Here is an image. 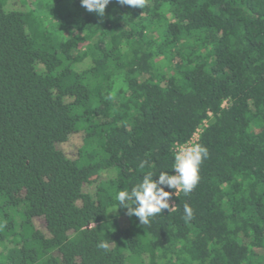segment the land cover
<instances>
[{"label": "trees", "instance_id": "obj_1", "mask_svg": "<svg viewBox=\"0 0 264 264\" xmlns=\"http://www.w3.org/2000/svg\"><path fill=\"white\" fill-rule=\"evenodd\" d=\"M8 1L0 264H264V0ZM199 129L189 194L146 225L117 208ZM75 135L72 158L57 145Z\"/></svg>", "mask_w": 264, "mask_h": 264}, {"label": "clouds", "instance_id": "obj_2", "mask_svg": "<svg viewBox=\"0 0 264 264\" xmlns=\"http://www.w3.org/2000/svg\"><path fill=\"white\" fill-rule=\"evenodd\" d=\"M111 0H80L81 6L88 12H95L99 17H103L106 6ZM121 5H129L142 9L146 0H116ZM208 150L201 144H191L178 149L174 156L172 169L174 173L169 175L165 171L159 173L158 179L153 180L152 172L146 173L142 180L131 188V190H119L115 199L118 207L127 208L129 216H136L141 224H148L151 217L160 214L162 210H170L169 198L176 195L177 191L189 194L198 184L200 176L199 170L203 160L207 159ZM140 167H145V162L140 163ZM175 189L174 193L165 191ZM128 201L133 202V206H126ZM185 218H192V209L185 205ZM2 226V225H0ZM100 247L107 248L106 244Z\"/></svg>", "mask_w": 264, "mask_h": 264}, {"label": "rangeland", "instance_id": "obj_3", "mask_svg": "<svg viewBox=\"0 0 264 264\" xmlns=\"http://www.w3.org/2000/svg\"><path fill=\"white\" fill-rule=\"evenodd\" d=\"M9 8H18V9H23L21 5L16 3L15 0H9L8 5ZM80 145V138L79 135L72 136L66 143L63 144H58L57 147L60 149L62 152H64L67 156L69 157H75L77 149ZM37 226L39 228H43V222L38 221Z\"/></svg>", "mask_w": 264, "mask_h": 264}, {"label": "built area", "instance_id": "obj_4", "mask_svg": "<svg viewBox=\"0 0 264 264\" xmlns=\"http://www.w3.org/2000/svg\"><path fill=\"white\" fill-rule=\"evenodd\" d=\"M205 124H206V122L204 123V125H205ZM200 132H201L200 129L197 130V131L194 133V135L192 136V138H191L188 142H186V143H184V144H182V145H180V146H177L176 151H178V149L181 148V147H183V146H187V145H191V144H196V142H197V140H198V138H199V134H200ZM175 191H176V190L174 189V191H172L171 193H174ZM178 192H179V191H177L176 195L178 194ZM176 195H171V196H170V198H169V204H170V207L174 206L173 198H174Z\"/></svg>", "mask_w": 264, "mask_h": 264}]
</instances>
